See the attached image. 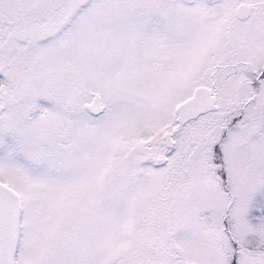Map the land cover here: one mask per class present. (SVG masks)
<instances>
[{"label": "snow or ice", "instance_id": "snow-or-ice-1", "mask_svg": "<svg viewBox=\"0 0 264 264\" xmlns=\"http://www.w3.org/2000/svg\"><path fill=\"white\" fill-rule=\"evenodd\" d=\"M0 264H264V0H0Z\"/></svg>", "mask_w": 264, "mask_h": 264}]
</instances>
